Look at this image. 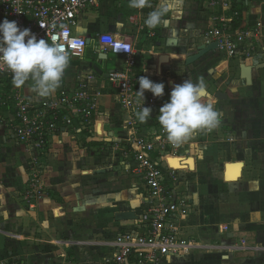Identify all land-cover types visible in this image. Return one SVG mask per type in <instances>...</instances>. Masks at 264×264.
I'll list each match as a JSON object with an SVG mask.
<instances>
[{
    "label": "crops",
    "instance_id": "crops-1",
    "mask_svg": "<svg viewBox=\"0 0 264 264\" xmlns=\"http://www.w3.org/2000/svg\"><path fill=\"white\" fill-rule=\"evenodd\" d=\"M149 2L152 7L135 9L128 0H101L80 12L72 30L89 43L82 56H69L60 85L49 96L31 91V80L19 88L11 83L34 104L83 84L96 94L97 110L89 130H83L87 135L63 130L50 137L42 152L13 136L7 125L11 109L0 111V264H103L109 249L96 242L132 225L131 220L116 221L114 214L131 210L136 215L141 210L140 185L129 170L135 163L119 151L128 149L135 133L108 79L112 72L125 71V56L103 52L97 38L103 32L130 38L134 50L130 76L137 91L139 77L146 76L165 85L158 98L168 101L175 84L202 81L222 114L217 128L197 132L176 156L167 158L173 168L172 158L192 159L194 165L177 168L192 202L191 211L178 220L181 235L219 244L244 240L256 248L225 254L171 253L157 264H264V67L255 68L264 63V0H234L240 9L237 30L256 33L262 47L258 53L241 60L210 51L192 64H185V58L196 51L204 33L215 25L213 18L222 13L203 0H183L179 19L170 16L166 27L150 29L145 18L160 0ZM89 62L102 73L94 72ZM242 63L253 67L251 85L240 76ZM216 90L227 98H214ZM151 94L145 90L144 97ZM158 115L159 109H152L149 118L158 120ZM158 127L142 122L136 132ZM33 161L41 165L42 192L29 208L22 194ZM238 164L242 165L238 177L226 180L225 169L229 165L235 171ZM224 235L233 241L225 242Z\"/></svg>",
    "mask_w": 264,
    "mask_h": 264
},
{
    "label": "built area",
    "instance_id": "built-area-1",
    "mask_svg": "<svg viewBox=\"0 0 264 264\" xmlns=\"http://www.w3.org/2000/svg\"><path fill=\"white\" fill-rule=\"evenodd\" d=\"M100 1L0 0V22L5 18L15 20L21 29H31L37 39L43 38L49 43L58 41L64 45L69 56L80 57L86 47V38L74 34L72 29L78 14L88 7L97 6ZM203 1L222 13L213 18L215 25L204 33V42L217 41L219 51L241 60L262 49L254 31L232 28L233 18L237 16V12L232 11L234 0ZM226 11H231V15H224ZM97 38L103 52L125 56V71L112 72L108 79L111 86L117 89L118 102L127 113V123L135 133L128 140V149L120 147L119 151L135 163L129 170L140 185L142 204L140 212L131 219L130 228L118 232L109 240L96 242L109 249L103 264H157L161 257L171 253L189 254L214 248L195 239L184 238L179 231L178 220L191 211L192 202L187 182L181 179L177 168L169 166L167 158L176 156L180 146L175 147L168 142L161 125L153 131L136 132L137 125L142 123L136 113L143 105L159 109L167 101L153 94L142 97L138 93L130 76L134 50L129 37L103 32ZM12 79V73L0 65V111L11 109L7 125L19 142L42 152L50 137L61 132V127L72 133L89 130L97 110L96 94L90 93L85 85L63 90L54 98L48 97L40 104H34L20 90L13 89ZM7 87L12 90L8 91ZM60 111L66 113L60 115ZM40 177V164L33 161L29 167L27 187L22 194L29 208H34L42 192ZM218 248L228 251L256 250L247 246L244 240Z\"/></svg>",
    "mask_w": 264,
    "mask_h": 264
},
{
    "label": "clouds",
    "instance_id": "clouds-1",
    "mask_svg": "<svg viewBox=\"0 0 264 264\" xmlns=\"http://www.w3.org/2000/svg\"><path fill=\"white\" fill-rule=\"evenodd\" d=\"M128 6L135 9L152 7L149 0H128ZM182 13L183 0H160L159 6L148 13L144 23L150 29L166 27L170 16L179 19ZM68 64L69 54L62 43L37 39L31 29H21L15 20L5 18L0 22V65L12 73L15 87H22L31 80V91L39 97H47L59 87ZM138 84L142 97L145 90L156 97L164 95L163 83L141 76ZM215 103L202 81L194 83L186 79L175 84L158 115L168 142L179 147L197 132L217 128L222 114L215 109ZM151 113L152 108L143 105L136 116L140 122H146Z\"/></svg>",
    "mask_w": 264,
    "mask_h": 264
},
{
    "label": "water",
    "instance_id": "water-1",
    "mask_svg": "<svg viewBox=\"0 0 264 264\" xmlns=\"http://www.w3.org/2000/svg\"><path fill=\"white\" fill-rule=\"evenodd\" d=\"M89 43V39L86 40V44ZM217 52L218 50V43L217 41H212V42H201L196 46V51L192 54H190L189 56H187L185 58V64H192L196 61H198L199 59H201L202 57H204L206 54H208L209 52ZM89 67L94 71L97 72L98 74L102 73V70L93 62H89L88 63ZM264 67V63L259 64L257 67L255 68H263ZM252 66L242 63L240 65V76L241 78L244 79L245 83L247 85H251L252 83ZM107 75V74H105ZM214 98L216 99H225L227 98V94L225 92H222L220 90H216V92L214 93ZM226 170L225 169V174H224V178H226ZM135 218V213L131 210H126V211H118L114 214V219L116 221H123V220H131Z\"/></svg>",
    "mask_w": 264,
    "mask_h": 264
},
{
    "label": "bare ground",
    "instance_id": "bare-ground-1",
    "mask_svg": "<svg viewBox=\"0 0 264 264\" xmlns=\"http://www.w3.org/2000/svg\"><path fill=\"white\" fill-rule=\"evenodd\" d=\"M172 164L175 168H179V167H183L184 165H188L190 166L191 168H193V160L192 159H189V160H186V159H178V158H172ZM242 165L238 164L235 168V171H231V166L228 165L227 167V171H226V180H234L238 177L239 175V169Z\"/></svg>",
    "mask_w": 264,
    "mask_h": 264
},
{
    "label": "rangeland",
    "instance_id": "rangeland-1",
    "mask_svg": "<svg viewBox=\"0 0 264 264\" xmlns=\"http://www.w3.org/2000/svg\"><path fill=\"white\" fill-rule=\"evenodd\" d=\"M219 50V49H218ZM109 55H111V56H113V53L112 52H109ZM195 71V70H194ZM40 168H41V165H40ZM41 174H42V170H41ZM223 240L225 241V242H231V241H233V239L232 238H229L227 235H224L223 236ZM197 241H199V240H197ZM201 242V241H200ZM201 243H203V244H206V245H209V246H214V248H209V250H199V251H196V252H202V254H207V253H217V252H224V254H225V250H221V249H219L218 247L219 246H223V245H230V244H232V243H228V244H219V241L218 242H201ZM193 252H195V251H193ZM192 253V252H191ZM183 255H185L186 253H182ZM221 254V253H220Z\"/></svg>",
    "mask_w": 264,
    "mask_h": 264
},
{
    "label": "trees",
    "instance_id": "trees-1",
    "mask_svg": "<svg viewBox=\"0 0 264 264\" xmlns=\"http://www.w3.org/2000/svg\"><path fill=\"white\" fill-rule=\"evenodd\" d=\"M232 10H233V11H234V10H235V11L237 10L238 12H240V9L237 7V4L234 3V2H233V4H232ZM239 24H240V14H238L237 16H235V17L233 18V21H232V28H234V29L239 28ZM65 113H66L65 111H60V112H59L60 115L65 114ZM146 123H147L149 126H151V125L159 126V125H160L159 122H158V120L153 119V118H148L147 121H146ZM60 131H61V132L63 131V130H62V127L60 128ZM83 133L87 135V131H83Z\"/></svg>",
    "mask_w": 264,
    "mask_h": 264
}]
</instances>
